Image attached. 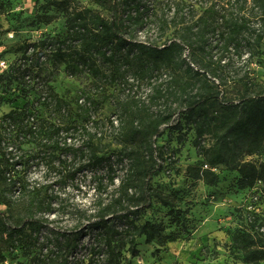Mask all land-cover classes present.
Wrapping results in <instances>:
<instances>
[{
    "label": "trees",
    "instance_id": "1",
    "mask_svg": "<svg viewBox=\"0 0 264 264\" xmlns=\"http://www.w3.org/2000/svg\"><path fill=\"white\" fill-rule=\"evenodd\" d=\"M90 1L108 16L81 6L80 0L48 2L64 13L66 32L20 46L24 62L14 81L35 82L51 62L54 70L63 67L68 77L88 76L92 89L120 86L128 94L114 118L103 121L102 129L93 119L94 100L87 89L77 96L78 112L72 123L39 120L34 105L4 115L0 206L6 210H0V264L10 257L23 258L16 264H123L127 254L139 256V239L145 237L151 243L165 230L143 219L147 211L154 202L173 211L152 181L165 163L156 140L161 128L177 115L196 133L194 145L206 160L209 186L217 180L213 171L218 166L238 172L241 188H254L264 181V162H244L237 152L264 155V93L251 90L249 78L264 41V0H227L218 10L212 5L197 17L180 9L167 16L160 0ZM152 19L161 23L160 39L168 28L176 27L178 40L162 45L136 40L134 32L149 30ZM45 56L47 60L41 62ZM237 64L244 77L233 71ZM143 82L150 86L144 99L133 93ZM237 87L242 89L240 97L230 98ZM49 89L60 110L69 114L70 104ZM156 101L168 108L152 113ZM109 138L118 148L105 153L103 141ZM207 139L209 146L203 144ZM28 145L34 149L25 150ZM32 152L64 164L66 176L59 181L74 179L80 171L91 173L93 205L68 227H51L47 216L54 211L52 196L28 189L17 172L26 163L25 155ZM69 154L80 159L77 169L65 166L68 161L62 156ZM258 221L251 223L249 231L231 233L244 264L264 261V224ZM177 239L175 234L168 236L169 242Z\"/></svg>",
    "mask_w": 264,
    "mask_h": 264
},
{
    "label": "rangeland",
    "instance_id": "2",
    "mask_svg": "<svg viewBox=\"0 0 264 264\" xmlns=\"http://www.w3.org/2000/svg\"><path fill=\"white\" fill-rule=\"evenodd\" d=\"M49 1L51 0H0V9H3L0 12V124L4 115L25 105L35 106L39 120L72 123L78 112L77 96L81 90L87 89L94 100L93 119L100 122L99 127L102 129L103 121L114 118L120 102L125 100L128 94L122 87L92 89L88 76L68 77L63 67L54 70L51 62L44 65L35 82L25 84L14 81L18 67L24 62L21 60L20 46L38 41L47 34L55 37L66 32L64 13L48 6ZM160 1V9L170 17L176 9L197 17L206 8L213 5L218 10L219 5L227 2ZM80 4L99 10L105 16L109 14L90 0H80ZM148 24L149 30L143 31V34L140 29L134 32L136 40H147L149 43L162 45L179 36L176 27H170L160 39L161 23L152 19ZM260 51V57L250 66L249 76L252 84L250 88L256 93H264V41ZM46 60V56L41 58V62ZM2 62H5L6 67L2 66ZM233 71L244 77L245 72L240 69L239 64ZM50 86L56 95L70 104L69 114L60 110L57 100L50 97ZM149 88L150 86L143 82L133 93L144 99L149 93ZM241 91L240 87L234 88L230 98L238 99ZM45 96H49L47 100H44ZM82 102L83 100L80 104ZM166 108L168 107L163 101H156L152 103L151 112L165 111ZM161 130L162 135L157 138L156 146L163 152L165 163L163 170L153 178L152 184L172 206L173 211L168 205L154 202L143 219L161 225L165 230L157 233L151 243H147L145 237L139 239V256L132 258L127 254L123 264H244L242 253L233 247L231 233L236 230L249 231L251 223L257 219L258 224H264V181L258 182L254 188H241L238 172L218 166L213 171L217 180L214 185L209 186L205 178H211V175H206V160L194 145V129L187 126L177 115ZM79 143L76 141V146ZM203 144L209 146L212 143L207 139ZM103 146L105 153L118 148L112 138L104 140ZM24 149L30 151L34 146L28 145ZM237 152L240 160L244 162L256 165L264 162L261 152L251 156ZM62 158L68 161L65 166L71 165L68 166L71 170L77 169L81 163L78 157L73 159L71 154ZM25 159L26 163L18 166L17 172L25 179L28 189L43 196H52L54 211L47 216L52 223L51 227L54 226L56 230L68 227L82 211L90 210L95 196V183L90 178L91 173L86 175L84 170L78 172L74 179L59 181L61 176H66V167L59 160L51 161L43 155L36 157L35 152L26 154ZM0 210L4 211L6 207L0 206ZM169 234H175L177 241L169 242ZM22 259L10 257L5 264H16ZM260 264H264V261Z\"/></svg>",
    "mask_w": 264,
    "mask_h": 264
},
{
    "label": "built area",
    "instance_id": "3",
    "mask_svg": "<svg viewBox=\"0 0 264 264\" xmlns=\"http://www.w3.org/2000/svg\"><path fill=\"white\" fill-rule=\"evenodd\" d=\"M2 66H5V62H2ZM6 67V66H5Z\"/></svg>",
    "mask_w": 264,
    "mask_h": 264
}]
</instances>
